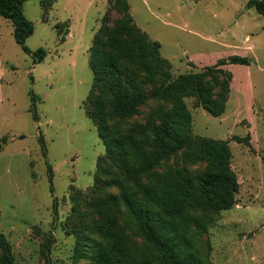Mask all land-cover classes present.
I'll use <instances>...</instances> for the list:
<instances>
[{"label": "rangeland", "instance_id": "374dc122", "mask_svg": "<svg viewBox=\"0 0 264 264\" xmlns=\"http://www.w3.org/2000/svg\"><path fill=\"white\" fill-rule=\"evenodd\" d=\"M109 1L27 0L24 14L35 28L26 41L31 54L0 16V143L7 138L0 152V233L11 242L16 264H76L77 243L88 233L71 219V196L83 193L79 209L89 213L87 192L105 154L86 100L93 81L89 50ZM249 1L128 0L135 23L160 43L176 77L235 55L251 59L224 67L233 79L223 115L187 100L193 136L231 141L240 183L235 207L195 234L211 264H264V18L247 8ZM39 49L47 56L34 63ZM248 135L251 147L233 140Z\"/></svg>", "mask_w": 264, "mask_h": 264}, {"label": "trees", "instance_id": "16d2710c", "mask_svg": "<svg viewBox=\"0 0 264 264\" xmlns=\"http://www.w3.org/2000/svg\"><path fill=\"white\" fill-rule=\"evenodd\" d=\"M26 1L0 0V16L13 24L15 41L31 54L26 41L35 28L24 14ZM109 6L89 50L93 81L86 100L105 154L87 192L89 213L79 209L83 193L71 196V219L88 232L77 243L76 264H211L195 234L235 207L240 183L231 141L193 136L187 100L212 116L223 115L233 79L224 67L250 65L251 59L235 55L176 77L160 43L135 23L128 0H110ZM247 8L264 18V0H250ZM112 11L119 17L113 19ZM46 56L45 49L37 50L34 63ZM233 140L251 147L250 135ZM2 143L6 137L0 152ZM93 214L97 217L89 219ZM53 242L51 235L47 251ZM0 252V264H16L3 233Z\"/></svg>", "mask_w": 264, "mask_h": 264}]
</instances>
